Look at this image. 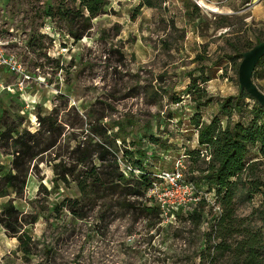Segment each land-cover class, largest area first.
Listing matches in <instances>:
<instances>
[{
	"label": "rangeland",
	"instance_id": "rangeland-1",
	"mask_svg": "<svg viewBox=\"0 0 264 264\" xmlns=\"http://www.w3.org/2000/svg\"><path fill=\"white\" fill-rule=\"evenodd\" d=\"M59 1L0 0V34L29 74L20 90L16 77L0 70V131L8 135L0 136V177L12 166L17 132L33 145L22 190L0 195V213L11 200L19 219H27L21 228L30 242L21 249L0 222V264H189L202 255L203 264H234L229 249L214 244L222 208L208 182L207 157L188 154L202 147L190 119L197 111L205 121L217 116L222 125L252 117L254 98L239 97L240 110L232 108L229 116L220 105L239 94V53L264 38V0H164L138 11V0H107L79 39L57 14L45 13L47 4ZM193 77L206 89V104L198 106L185 92ZM253 80L264 92V77ZM108 139L116 141L120 169L123 156L130 162L138 149L147 152L142 161L152 172L183 161V177L202 195L195 212L182 208L167 219L148 210L155 199L149 190L129 195L97 185L81 193L74 177L91 166L88 158L110 171L111 155L100 156ZM259 146L248 147L234 211L236 227L260 229L264 238ZM85 149H93L92 156L78 162ZM125 149L132 153L126 156ZM60 163L74 171L55 181ZM253 180L263 184L251 192ZM67 197L79 198L82 215L60 204ZM240 237L227 240L233 247Z\"/></svg>",
	"mask_w": 264,
	"mask_h": 264
},
{
	"label": "trees",
	"instance_id": "trees-1",
	"mask_svg": "<svg viewBox=\"0 0 264 264\" xmlns=\"http://www.w3.org/2000/svg\"><path fill=\"white\" fill-rule=\"evenodd\" d=\"M164 0H138L135 6V10H139L143 6L160 7ZM107 0H60L56 7L51 4H47L45 7V13L50 18H55L56 14L59 18L63 19L67 26V33L75 39H79L85 34L91 27V20L98 13L102 12ZM56 8V9H55ZM259 41V40H257ZM246 48L251 47L250 44H245ZM246 50V49H245ZM244 51V50H243ZM242 53V52H241ZM239 53V56L242 54ZM264 77V55L260 57L256 63L252 77ZM207 78H203L205 80ZM192 96V99L196 101L197 105L206 104L210 99L206 94L205 87H201L196 79L193 77L192 81L187 85L186 91ZM251 97L245 90L239 91V94L235 96L234 100L221 101V110L226 116H229L232 108L240 110L239 97ZM175 101H178L180 97L175 96ZM257 102V101H256ZM255 102L252 107V117L244 124L240 121H227L222 125L217 116H213L209 121L201 119L199 111L191 116V123L195 125L197 129V141L201 148L191 149L188 151L190 156L196 157L205 155L207 157V165L205 170L207 171L208 182L213 185L218 202L221 205V213L218 216L213 230H216V237L220 238L219 241H215V246L221 248L223 251L229 249L230 256L234 261V264H264V238L260 229L252 228L248 225H243L241 229L236 227V215L234 211V195L237 191L238 182L241 180V174L247 168L246 155L249 145L258 142L260 144L259 151L264 155V107L261 104ZM47 118L44 117L42 120ZM10 134L12 135L11 131ZM114 134V133H113ZM5 131H0L1 137H8ZM105 135V134H104ZM110 138L111 135H106ZM150 139L156 140L157 137L150 135ZM12 146L14 156L12 158V166L0 177V195H6L9 191L18 193L25 185L27 176L26 162L30 157L33 145L30 144L25 138L24 134L17 132L12 137ZM104 147L100 152L101 158L106 159L107 154H110L108 160L110 163V171L106 168V172L103 169H99L96 164L93 163L92 156L93 149H85L86 152L78 155V162H91V166L85 171L77 172L74 177L76 184L81 193H87L91 191L94 186H102L103 189H109L115 192L124 194H138L149 190L153 185L154 180H158L156 173L163 170L159 169L157 172H152L146 165H143V158L147 152L142 149H138L136 158L130 162H126L129 159L123 156V162L120 163L117 158V145L115 139L113 142L110 140H104ZM132 151L129 149L124 150V154L127 156ZM88 158V159H87ZM91 159V161H90ZM129 163L133 169H138L139 173L133 175L134 170H123V164ZM59 165V166H58ZM54 167V180L58 178L66 179V174L73 173V167H64V165L58 164ZM104 166V165H103ZM166 169V168H165ZM185 180H189L184 178ZM190 181H192L190 179ZM251 192L258 188L263 182L250 181ZM197 186V185H196ZM89 187V188H88ZM95 188V187H94ZM154 196L149 195V199L152 200ZM202 199V198H201ZM201 199L196 203L194 208L187 211L188 214L195 212ZM67 202L60 203L62 206H66L74 214L82 215L81 212L76 209L79 198L67 197ZM153 203L146 206V209L156 211L160 213L159 204L156 199H153ZM54 209L58 207V204L53 205ZM19 210L11 200H7L3 203V207L0 213V222L6 227L11 235H16L19 247L27 250L29 245V234L22 230L21 225L27 219L20 217ZM23 218V219H22ZM13 219V220H11ZM18 221H17V220ZM264 220V215H262ZM242 235L237 238L234 246L232 242L227 240L232 234ZM209 255V253H208ZM206 255H202V259L199 262H190L189 264H203Z\"/></svg>",
	"mask_w": 264,
	"mask_h": 264
},
{
	"label": "built area",
	"instance_id": "built-area-1",
	"mask_svg": "<svg viewBox=\"0 0 264 264\" xmlns=\"http://www.w3.org/2000/svg\"><path fill=\"white\" fill-rule=\"evenodd\" d=\"M8 39L0 34V70H6L16 77L15 85L18 89L25 88V80L29 77L22 60L13 52L8 51ZM183 161H178L173 168H166L156 173L158 180L153 181V185L149 188V192L155 196L159 204L162 216L169 219L170 215L177 213L179 210L190 211L196 203L201 199V191L197 188L195 182L185 180L181 167ZM127 170H134L131 164L124 163ZM186 208V209H184Z\"/></svg>",
	"mask_w": 264,
	"mask_h": 264
},
{
	"label": "water",
	"instance_id": "water-1",
	"mask_svg": "<svg viewBox=\"0 0 264 264\" xmlns=\"http://www.w3.org/2000/svg\"><path fill=\"white\" fill-rule=\"evenodd\" d=\"M241 54L242 57L237 70L239 90H245L264 107V92L258 87L252 77L256 63L264 55V38L242 51Z\"/></svg>",
	"mask_w": 264,
	"mask_h": 264
}]
</instances>
